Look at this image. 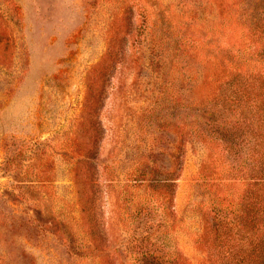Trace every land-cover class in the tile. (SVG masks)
I'll list each match as a JSON object with an SVG mask.
<instances>
[{
  "label": "rangeland",
  "instance_id": "rangeland-1",
  "mask_svg": "<svg viewBox=\"0 0 264 264\" xmlns=\"http://www.w3.org/2000/svg\"><path fill=\"white\" fill-rule=\"evenodd\" d=\"M150 5L161 9L158 0H0V264L205 257L193 241L204 223L190 210L204 164L210 185L220 183L210 187V247L234 234L216 231L213 197L242 203L245 218L259 212L257 136L228 143L218 124L235 121L215 114L202 84L201 107L174 104L165 88L178 76L145 28ZM202 52L187 58L193 69L204 70Z\"/></svg>",
  "mask_w": 264,
  "mask_h": 264
},
{
  "label": "trees",
  "instance_id": "trees-1",
  "mask_svg": "<svg viewBox=\"0 0 264 264\" xmlns=\"http://www.w3.org/2000/svg\"><path fill=\"white\" fill-rule=\"evenodd\" d=\"M151 1L148 0V5ZM158 1L160 10L155 12V5H150V12L149 9L145 11L149 15L145 28H150L154 45L157 47L159 44L166 52L167 61L165 58L160 60L164 69L170 68V61L178 76L174 83L172 80L166 83L165 92L173 96L174 104L178 103L180 108L192 109L203 105L197 100L198 87L202 84L207 103L210 105L211 102L216 108L215 114L235 121L230 125L231 130L226 121L218 124L230 138L228 143L238 141L240 137L252 142V136H257L253 141L255 152L260 154L257 159L260 164L256 166L260 182L255 185L260 190L257 194L260 198L259 212L254 216L251 212L245 218L247 213L242 203L230 202L221 194L219 198L222 200L213 197L216 231L227 229L229 235L231 232L234 234H225L224 244L219 235V243L210 247V187L220 183L210 185V164H204L197 181L190 185L194 188L192 195L197 198L190 210L194 217L200 215L204 223L202 235L198 234L193 241L205 257L189 259L181 252L164 250L163 264H264V0H219L221 15L215 16L217 20L213 19L216 0H178L173 9L167 5L170 0ZM151 16L156 17L157 22L151 20ZM194 30L195 34L192 33ZM173 49L174 55L171 54ZM202 50L207 51L204 55L207 58H201L204 70L193 69L187 58L203 53ZM186 83L192 87L184 94ZM196 111L193 117L200 120L202 116ZM181 121L184 130L193 126L187 124L188 119ZM197 135L210 144L204 130L197 129ZM188 204L192 203L188 201ZM163 241L164 248L171 247L168 238ZM144 256L147 259L158 258L151 251Z\"/></svg>",
  "mask_w": 264,
  "mask_h": 264
}]
</instances>
